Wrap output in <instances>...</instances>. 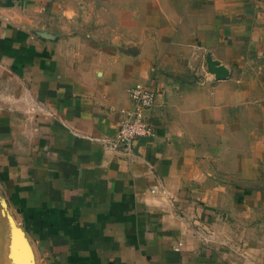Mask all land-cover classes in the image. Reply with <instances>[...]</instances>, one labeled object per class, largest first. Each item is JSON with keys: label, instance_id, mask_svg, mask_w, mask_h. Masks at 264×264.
<instances>
[{"label": "crops", "instance_id": "0c3cea01", "mask_svg": "<svg viewBox=\"0 0 264 264\" xmlns=\"http://www.w3.org/2000/svg\"><path fill=\"white\" fill-rule=\"evenodd\" d=\"M0 189L33 264H264V0H0Z\"/></svg>", "mask_w": 264, "mask_h": 264}, {"label": "built area", "instance_id": "2783aa9c", "mask_svg": "<svg viewBox=\"0 0 264 264\" xmlns=\"http://www.w3.org/2000/svg\"><path fill=\"white\" fill-rule=\"evenodd\" d=\"M156 93L157 90L147 84H137L131 89L130 97L137 108L119 125L113 147L130 153L137 138L155 135L153 123L140 109L150 108L154 103Z\"/></svg>", "mask_w": 264, "mask_h": 264}, {"label": "rangeland", "instance_id": "374dc122", "mask_svg": "<svg viewBox=\"0 0 264 264\" xmlns=\"http://www.w3.org/2000/svg\"><path fill=\"white\" fill-rule=\"evenodd\" d=\"M13 216L6 197L0 189V264H27L28 258L23 252L24 248L20 245V238L18 237L21 231ZM15 249L22 253V257H15L14 252H12ZM8 252L10 257L7 255Z\"/></svg>", "mask_w": 264, "mask_h": 264}, {"label": "water", "instance_id": "95a60500", "mask_svg": "<svg viewBox=\"0 0 264 264\" xmlns=\"http://www.w3.org/2000/svg\"><path fill=\"white\" fill-rule=\"evenodd\" d=\"M205 61H206L208 71L214 74V77L216 79H219V80L224 79L229 75L228 69L223 64H221L218 60L211 58L210 54H207ZM22 244L25 248H27L30 251L29 246L27 245L25 240L24 241L22 240Z\"/></svg>", "mask_w": 264, "mask_h": 264}, {"label": "bare ground", "instance_id": "6f19581e", "mask_svg": "<svg viewBox=\"0 0 264 264\" xmlns=\"http://www.w3.org/2000/svg\"><path fill=\"white\" fill-rule=\"evenodd\" d=\"M18 237L20 238V245L24 248V253L26 254L27 258H28V262L27 264H33V255L31 250L29 251L27 248H25L22 244V240L24 241L23 236L21 235V233L18 234ZM16 250V249H15ZM12 250V252H14L15 257L20 258L22 257V253H20L18 250ZM31 252V253H30ZM14 254H12L14 256ZM12 257V256H11Z\"/></svg>", "mask_w": 264, "mask_h": 264}]
</instances>
